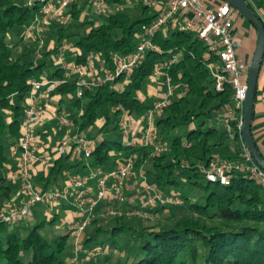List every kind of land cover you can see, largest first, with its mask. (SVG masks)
I'll use <instances>...</instances> for the list:
<instances>
[{
    "label": "trees",
    "instance_id": "16d2710c",
    "mask_svg": "<svg viewBox=\"0 0 264 264\" xmlns=\"http://www.w3.org/2000/svg\"><path fill=\"white\" fill-rule=\"evenodd\" d=\"M245 1L264 24V0ZM26 2L0 0V207L13 194L4 173L13 160L11 148L20 135L29 80L41 72L64 40L74 39L73 46L81 55L91 51L100 53L108 63L112 53L129 54L134 50L140 28L156 17L148 6L141 4L139 19L133 20L126 11L120 10L102 16L101 22L96 23L82 17V8L76 1L66 9L69 17L65 22H51L43 45L39 46L38 40L25 42L22 37L37 14V4L32 7ZM154 42L162 52H148L130 82L121 89L118 81L109 82L77 96L75 79L70 78L58 84L53 92L61 107H69L76 132L94 138L119 128V108L140 123L152 106L150 97L144 93L156 65L176 57L165 70L175 85L186 83L188 87L185 95L174 97L153 119L156 142L168 145L167 151L155 153L153 146L140 142L132 146L103 138L88 159L90 166L110 170L118 159L131 155L133 170L149 176L155 185L153 194L165 200L163 203L155 200L145 208L138 204L136 208L142 214H157V217L134 228L128 222L127 212L121 211L124 205L115 210L111 204L119 200L105 202L107 195L94 208L87 226L88 232L90 229L94 232L84 236L83 245L91 249L90 243L95 237L109 232L111 247L117 252L128 245L133 247L138 239L136 249L115 264H264V190L242 173H234L229 184L221 185L209 182L203 171L216 156L236 159L241 151L236 131L231 137L234 143L231 147L207 118L211 112L223 111L225 103L232 98L231 85L227 84L222 91L216 90L209 66L218 64V60L193 34L169 27L160 29ZM50 43L55 48L49 49ZM37 51L41 52L39 59L35 57ZM261 71L264 73V60ZM63 75L56 68L48 77L61 79ZM261 86L258 83L257 94ZM139 94L144 96L141 98ZM192 123L195 125L190 127ZM226 152L229 155H224ZM261 156L264 158L262 153ZM70 158L71 154L54 158L37 184L43 189L58 186ZM174 187L178 193L172 194L167 188ZM174 199L179 201L173 203ZM105 207L116 211L104 216L108 222H114L110 229L100 223L98 212ZM129 210L134 209L129 206ZM57 214L53 212L51 219L32 227L28 219L15 226L0 220V264H74L70 262L73 251L67 259L66 245L71 237L68 231L52 241L41 234L42 227L46 222L53 224ZM128 232L129 240L115 244L117 241L113 238L119 239Z\"/></svg>",
    "mask_w": 264,
    "mask_h": 264
},
{
    "label": "built area",
    "instance_id": "2783aa9c",
    "mask_svg": "<svg viewBox=\"0 0 264 264\" xmlns=\"http://www.w3.org/2000/svg\"><path fill=\"white\" fill-rule=\"evenodd\" d=\"M77 0H27L28 6L37 4V14L26 26L23 40L30 42L38 40L39 46L43 45L46 32L52 21L65 22L69 15L66 9ZM94 6V11L101 16L112 15L120 11L123 4H142L152 9L156 15L154 20L144 26L137 35L138 41L134 50L129 54L112 53L109 63L103 55L89 52L81 55L80 51L66 40L57 46L56 53L50 55L58 68L63 71L61 79L48 76L32 78L29 80V92L25 99L24 116L21 122L20 135L11 148V154L16 159V168L12 170L11 177L18 182L15 198L4 201L0 208V220L9 226H15L19 221L27 220L33 216V209L37 205L43 206L46 214H53V208L61 202L76 205L81 214L79 221H70L67 230L73 238L74 249L71 263L79 264L86 260L90 254H96L97 249H89L83 245L85 229L94 214L97 204L107 197L110 190L114 191L116 200H123V188L126 178L136 177L133 170L134 159L127 156L113 169L103 170L101 167L90 166L88 159L95 150L97 142L94 138L76 132L71 135L72 121L62 107L56 108L51 114L60 126L66 130L56 144L57 155H70L82 158L90 166V170L83 174H70L66 172L58 186L43 189L35 183L34 167L38 164L47 167L48 158L41 147L43 142L37 137L38 128L47 122V99L53 95L56 86L67 79L74 78L77 96H83L85 90L100 88L106 83L117 82L121 89L128 82L137 67L140 66L148 52H162L161 47L154 42V37L160 29L177 28L180 31L193 34L206 46L209 54L215 56L218 64L210 65L212 77L215 80L216 90L222 91L227 84L233 90L232 98L225 103L222 111V121L227 128L228 136L232 137L234 131L240 136L238 158L228 159L216 156L205 167V177L209 182L227 185L234 173H242L255 181L264 190V169H262L250 154L243 141L241 130L244 125V103L247 94V76L251 54L239 53L240 43L236 39V25L238 13L227 2L222 0H89ZM54 44L49 45L53 49ZM67 54L70 59H66ZM81 55V60H78ZM41 57L37 51L36 56ZM177 60L173 57L166 64H158L153 72L152 80H157L161 74L165 75L166 89L162 97L152 103L146 115L141 119L142 145L153 146L155 153L169 149L168 145L157 143L155 131V117L176 96L187 93L186 83L175 85L165 70ZM264 105V78L256 100ZM119 128L129 136L132 115L120 109ZM129 140V145H134ZM96 187H94V185ZM160 200H165L155 194L142 201L141 207L145 208ZM173 203L178 199L171 200ZM56 211V210H55ZM139 212L140 210L137 209ZM137 212V213H138ZM114 209H109L106 214H115ZM82 254V255H81ZM89 258V257H88Z\"/></svg>",
    "mask_w": 264,
    "mask_h": 264
},
{
    "label": "rangeland",
    "instance_id": "374dc122",
    "mask_svg": "<svg viewBox=\"0 0 264 264\" xmlns=\"http://www.w3.org/2000/svg\"><path fill=\"white\" fill-rule=\"evenodd\" d=\"M77 2L79 3V5L81 6L82 8V11H83V15L82 17L84 16L86 19H92L94 22L96 23H99L101 22V20L103 19V17L99 14H97L95 11H94V6L92 5V3L89 1V0H77ZM140 7H141V4H135L134 5V2L131 3V4H123V6L121 7L123 11H126L130 17L133 19V20H136V19H139L142 14L140 11ZM149 12L152 14L153 11L152 9L149 10ZM239 19L242 20V22H240L241 24L238 25V31L236 32V39L239 43H242L244 41V39L248 36V34L250 33V27H251V24L246 20V19H242V17L239 16ZM238 19V20H239ZM57 23H62L61 21H55ZM253 28V27H251ZM142 30V28H140V31ZM252 33H253V39H252V47H251V57L253 55V51L255 49V44H256V32L254 30V28L252 29ZM138 41V39H137ZM67 43L68 44H71L73 45L75 43V40L74 39H69L67 40ZM104 57V56H103ZM66 59H70L69 58V55L67 54L66 56ZM56 68H58L57 64L49 59L46 66L43 67V69H41V72L37 73L33 78H40V77H43V76H50L54 70H56ZM165 75L164 74H161L159 77H158V80L157 82L156 81H152L148 84V86L151 84H154L156 83V87L159 88L160 91H162L164 93L165 89H166V82H165ZM116 86V85H115ZM162 93V94H163ZM150 101H152V98L150 97ZM62 109L65 110V112L67 113L68 117L70 118V115H71V112L69 110V107L68 106H62ZM209 119V122L216 126L220 133L225 136L226 140V144L227 145H230L231 147L234 145L233 143V140L231 139V137H228V131H227V128L225 127L223 121H222V112L220 111H214V112H211L208 117ZM195 125V123H192L190 125V127H193ZM59 129H62V133H64V131L66 130V127L65 126H62L61 128L59 127ZM71 132L70 134L71 135H74L76 133V129L72 126L71 127ZM57 131V129H56ZM49 135H50V138L53 139V137L55 138L56 134H53L52 130H49ZM63 135V134H62ZM57 137L59 138V133L57 135ZM103 138H109V139H113V140H118L120 142H122V144L124 145H127L129 144V136H126L124 135L120 128H117L115 130H112L110 132H102L101 134H99L98 136H95L94 139L95 141L98 143L100 140H102ZM121 153H124V151H120ZM231 153V152H230ZM224 155H229V152H226ZM54 158H56V153H53L51 154L49 157H48V164L47 167H46V170L50 169V167L52 166L51 164H53V160ZM74 159V157H71L70 160L68 162H66L65 164V170H64V174L66 172H69L70 174H79L78 171L80 172L81 168H75V166H71V163H72V160ZM5 177L7 178V183L13 187V190L17 188L18 184L17 182L9 175V170L6 169L5 171ZM63 174V176H64ZM62 178V177H61ZM143 178V177H142ZM147 178V177H146ZM63 179V178H62ZM62 181V180H61ZM153 182V181H152ZM146 184L148 185V187L144 186L143 188H146V191L145 189L143 188H140V189H143V190H139L136 194H137V198L139 197L140 198V201H139V205L142 204V201H145L147 199H149L150 197H152L154 194V192L156 191L155 190V185H151V183H149L148 180H146ZM149 188H153V189H149ZM168 191L172 194L174 193H178V189H176L175 187L174 188H167ZM150 190V191H149ZM154 192H152V191ZM123 197V200H119V201H114V203H112L111 205L113 206V208L116 210V208H120L122 207V205H124V209L121 211H126L127 212V215L130 217L128 219V222L130 225L134 226V228H137L142 222L143 223H150L153 218L155 219L157 217V214L154 215V214H147L146 212H144L143 214L141 213V211H137V208L136 207H133V211L129 210V206H128V203L130 204V200H133V198H130V197H127L126 195H122ZM12 198V195L10 198L8 199H11ZM6 199V200H8ZM4 200V201H6ZM3 201V203H4ZM127 203L125 204L124 202ZM134 203V206H135V202H132ZM122 204V205H121ZM1 208V207H0ZM109 208L108 207H105L104 209H102L100 212H98L100 215H101V218H100V223H102L105 228H108L110 229L113 225V221H107L108 219L107 218H104V216L106 215V211L108 210ZM111 209V208H110ZM55 210L57 211V219L56 221L53 223V224H50V223H47L45 224V226L42 227L41 229V234L47 238L48 240H53L54 237H56L57 235H59L60 233L61 234H65L68 230L66 228V224L71 220V221H79L81 218H80V210L79 208L76 206V205H72V204H65L63 206H61L60 208H53V211L55 212ZM138 212V213H137ZM52 215L53 214H46L44 211H43V206L41 205H37L36 207H34L33 209V216H31L30 218H28V225L30 227H32L33 225L41 222L42 220H49L52 218ZM89 230V227H87L85 229V237H87L88 235H91L93 234L94 231H92L90 229L91 232H88ZM94 230V228H93ZM87 232V233H86ZM123 236L121 238H113L114 240L117 241V243L115 244H118V245H121L123 243H125V241L129 240V232L128 234H122ZM108 236H110V233L109 232H105V233H101V235H99L98 237H95L90 245L93 247L92 249H97L98 252L95 254H90L88 257L89 259H87L86 261L84 262H81L79 264H85L87 262H91V264H115L118 260H122L128 253L130 250L133 251V249L135 250L136 249V243H138V239H136V243L133 245V247H130L129 245L128 246H125L123 251L122 252H117L116 248H112L111 247V241L112 240H109L108 239ZM66 253H67V259L70 258L71 254H72V251L74 249V243H73V238L70 237L69 240H68V244L66 245Z\"/></svg>",
    "mask_w": 264,
    "mask_h": 264
},
{
    "label": "crops",
    "instance_id": "0c3cea01",
    "mask_svg": "<svg viewBox=\"0 0 264 264\" xmlns=\"http://www.w3.org/2000/svg\"><path fill=\"white\" fill-rule=\"evenodd\" d=\"M240 22H242L241 19L237 20L236 32L238 31V25L241 24ZM251 27H250V33L248 34V36L244 39V41L242 43H240V48H239L240 54L248 55L251 52L252 39H253V33H252L253 28H251ZM263 78H264V73L261 71L260 75H259V79H258L259 85L262 84ZM157 80H152V81L157 82ZM155 85H156V83H155ZM155 85L151 84V86L150 85L147 86L146 91L144 93V95H147V96L152 98V103L155 100H157L158 98L162 97V95H163L162 94L163 92L160 91L159 88L156 87ZM139 96L141 98L143 97L142 94H139ZM254 103H255V108H254V115H253L252 129L251 130L253 132V136L255 138L258 149L264 155V105L258 99ZM47 106H48L47 107V122L45 123V125L43 127L38 128L37 137H39L40 140L43 142L41 149H42V151H44L43 153L48 158L51 154L55 153L56 144L58 143L59 139L61 138V136L63 134L62 133L63 130L59 129V127L61 128L62 126L57 124L58 121L55 118H52L51 114H50L56 108L61 107L59 105V103L56 101V97H54V96L49 97L47 99ZM56 129H57V131H56ZM49 130H52L53 134H56L55 138L54 137H53V139L50 138V135L48 133ZM58 133H59V138L57 137ZM128 135H129V140L131 139L135 143L141 141L142 126L140 125L139 121H137L136 119L132 122L131 132ZM58 156L59 155L56 154V157H58ZM121 160H122V158L118 159L117 162L115 164H112L111 166H113V168H116L120 164ZM72 164H75L74 166L76 169L78 167L81 168L80 169L81 171L80 172L78 171L79 174L87 173L90 170V166L82 158L74 157V159L72 160ZM15 168H16V159L13 157L12 162L8 165V170H9L10 176H11L12 170H14ZM45 170H46L45 167L43 168V167L39 166L38 164H35V167H34L35 178H33V179L35 180L36 184H37V180L42 175H45V173H46ZM146 180H148L149 183H151V185L152 184L154 185V183L152 182L153 180L147 175H142V174L139 175L136 173V177L130 176L129 178H126L124 188H123V194L126 195L127 197L133 198V200H130V204L128 203V205L130 207H136L139 204L140 198L139 197L137 198L136 193L139 190H143V189H145V191H146V188H143L144 186L148 187V185L146 184ZM17 184H18V182H17ZM92 184L94 185V187H96L94 182ZM17 188H18V186H17ZM17 188H16V190L15 189L13 190L12 198L16 197ZM140 188H143V189H140ZM149 189H153V188H149ZM152 192H154V191H152ZM107 195H108V198L105 199V202L106 201L107 202L113 201L114 196H115L114 191L110 190ZM132 202L136 203L135 206H134V203H132ZM65 204H69V203L61 202L58 206H56V208H60L61 206L65 205ZM79 215L81 218L80 213H79ZM68 223L66 224V228H67Z\"/></svg>",
    "mask_w": 264,
    "mask_h": 264
},
{
    "label": "water",
    "instance_id": "95a60500",
    "mask_svg": "<svg viewBox=\"0 0 264 264\" xmlns=\"http://www.w3.org/2000/svg\"><path fill=\"white\" fill-rule=\"evenodd\" d=\"M228 3L242 18L246 19L256 31V44L250 60L247 76V94L244 103V125L241 130L246 147L256 163L264 169V158L261 156L252 132V120L257 96L258 79L264 60V24L249 8L245 0H222Z\"/></svg>",
    "mask_w": 264,
    "mask_h": 264
}]
</instances>
